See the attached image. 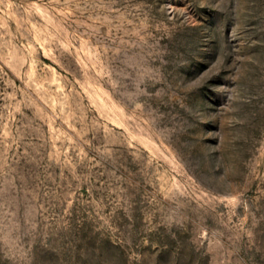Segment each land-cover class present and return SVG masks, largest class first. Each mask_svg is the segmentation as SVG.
Segmentation results:
<instances>
[{"label":"rangeland","instance_id":"1","mask_svg":"<svg viewBox=\"0 0 264 264\" xmlns=\"http://www.w3.org/2000/svg\"><path fill=\"white\" fill-rule=\"evenodd\" d=\"M0 264H264V0H0Z\"/></svg>","mask_w":264,"mask_h":264}]
</instances>
